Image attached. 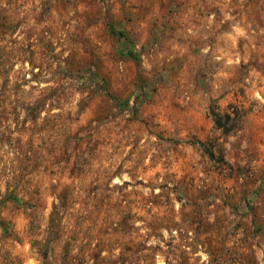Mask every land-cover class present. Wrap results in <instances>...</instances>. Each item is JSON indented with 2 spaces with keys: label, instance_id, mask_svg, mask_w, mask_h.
<instances>
[{
  "label": "rangeland",
  "instance_id": "rangeland-1",
  "mask_svg": "<svg viewBox=\"0 0 264 264\" xmlns=\"http://www.w3.org/2000/svg\"><path fill=\"white\" fill-rule=\"evenodd\" d=\"M0 264H264V0H0Z\"/></svg>",
  "mask_w": 264,
  "mask_h": 264
},
{
  "label": "trees",
  "instance_id": "trees-1",
  "mask_svg": "<svg viewBox=\"0 0 264 264\" xmlns=\"http://www.w3.org/2000/svg\"><path fill=\"white\" fill-rule=\"evenodd\" d=\"M229 117V114L228 113H226L225 114V118L227 119ZM212 119H213V122H214V124L217 126V127H223L222 125V117L219 115V114H217L216 112H213L212 113Z\"/></svg>",
  "mask_w": 264,
  "mask_h": 264
}]
</instances>
